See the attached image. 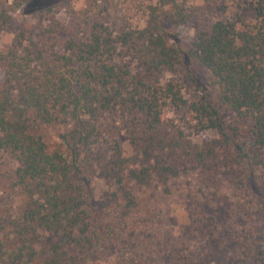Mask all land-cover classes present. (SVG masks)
<instances>
[{
	"label": "trees",
	"instance_id": "obj_1",
	"mask_svg": "<svg viewBox=\"0 0 264 264\" xmlns=\"http://www.w3.org/2000/svg\"><path fill=\"white\" fill-rule=\"evenodd\" d=\"M155 1L143 26L95 21L85 31L57 19L54 5L35 9L39 40L18 20L29 0L0 1V34H13L0 49V151L18 163L2 177L25 198L20 214L0 220V264H141L139 192L169 193V180L190 173L203 195L216 198L223 186L246 214L264 208L248 185L264 162V0L251 4V20H217L187 49L168 29L186 22L187 0ZM180 64L212 76L216 105L202 98L193 109L216 138L195 142L163 112L184 103L179 84L160 80ZM223 112L233 115L227 127ZM110 122L127 131L130 155L118 137L101 140ZM47 125L62 127L53 144L40 131ZM98 171L110 186L101 210L89 184ZM218 218L215 211L212 225ZM41 231L50 241L37 247ZM247 248L248 264H264V244ZM166 256L181 259L177 251Z\"/></svg>",
	"mask_w": 264,
	"mask_h": 264
},
{
	"label": "rangeland",
	"instance_id": "obj_2",
	"mask_svg": "<svg viewBox=\"0 0 264 264\" xmlns=\"http://www.w3.org/2000/svg\"><path fill=\"white\" fill-rule=\"evenodd\" d=\"M1 2L4 0H0ZM6 1V0H5ZM11 1V0H8ZM256 0H187L186 22L180 25L168 24V29L175 34V43L187 49L196 36L210 29L217 20H233L241 17L251 20ZM155 0H29L25 12L18 11V20L29 29L32 36L39 40L40 30L35 16L30 13L47 5H54L55 17L63 23L72 22L80 31H85L89 23L102 21L115 28L143 26L147 17L148 6ZM13 34L4 31L0 34V49L11 44ZM3 72L0 69V80ZM162 83L168 81L181 87L184 103L181 107L168 104L163 112L165 116L180 122L191 133L192 140L203 142L216 138L217 130L202 129L200 115L195 111L194 103L202 98L212 105L214 88L211 74L202 66L180 64L174 70L164 69L160 74ZM224 127L233 122V115L223 112L220 118ZM207 123V122H206ZM109 132L101 139L111 144V139L118 137L124 153L130 155L132 147L128 133L117 122H110ZM62 130L59 125H47L40 130L46 141L53 144L56 134ZM18 166L17 161L7 152L0 151V220L6 223L12 216L23 209L25 198L17 191L8 189L5 172L12 173ZM251 174L248 185L264 204V162ZM95 206L98 210L109 206L110 186L97 176L90 183ZM197 175L190 173L182 178L169 180V193L162 189L140 191L139 197L144 209L140 212L141 222L136 225V237H143L145 244L134 251L141 264H248L251 248L264 244V208L250 207L248 214L239 210L227 196L228 190L221 186L220 195L211 197L207 190L203 195L197 191ZM150 211V212H148ZM217 211L218 221L212 225L210 216ZM137 223L133 219L128 225ZM216 226V227H215ZM0 230V239L4 238ZM50 235L41 231L40 243L46 245ZM181 259L170 260L168 253H174Z\"/></svg>",
	"mask_w": 264,
	"mask_h": 264
}]
</instances>
